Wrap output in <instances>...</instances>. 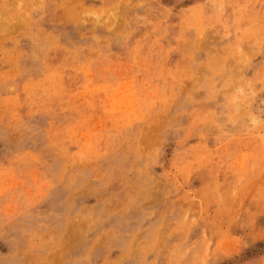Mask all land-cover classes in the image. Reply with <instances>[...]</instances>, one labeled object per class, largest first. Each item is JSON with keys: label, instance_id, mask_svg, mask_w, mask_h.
<instances>
[{"label": "clouds", "instance_id": "1", "mask_svg": "<svg viewBox=\"0 0 264 264\" xmlns=\"http://www.w3.org/2000/svg\"><path fill=\"white\" fill-rule=\"evenodd\" d=\"M0 264H264V0H0Z\"/></svg>", "mask_w": 264, "mask_h": 264}]
</instances>
